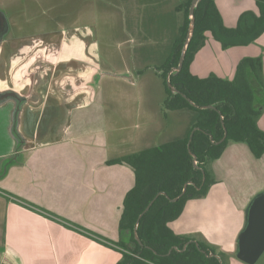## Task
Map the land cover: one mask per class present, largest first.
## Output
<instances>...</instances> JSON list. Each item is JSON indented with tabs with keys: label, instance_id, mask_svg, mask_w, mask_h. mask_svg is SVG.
Returning a JSON list of instances; mask_svg holds the SVG:
<instances>
[{
	"label": "crops",
	"instance_id": "1",
	"mask_svg": "<svg viewBox=\"0 0 264 264\" xmlns=\"http://www.w3.org/2000/svg\"><path fill=\"white\" fill-rule=\"evenodd\" d=\"M125 1L107 0L113 5L109 7L106 0H0V264L119 263L120 252L17 200L117 242L122 203L135 185V174L128 165L107 162L184 131L183 118L164 110L160 86L146 91L149 98L155 96L154 105L147 104L154 116L146 132L132 129L122 113L130 103L104 95L101 83L107 76L123 80L130 89L140 80L130 67L113 72L103 63H133L136 57L145 61L147 55H134L133 48L167 44L169 21L158 18L177 16L172 39L183 21L175 11L181 0H136L134 9ZM214 2L227 28H234L243 12L258 15L254 0ZM104 6L116 18L106 26L107 35L96 19ZM136 9L139 15L134 16ZM204 36L190 64L193 75L232 80L236 65L246 57L259 58L264 70V32L248 45L255 50L252 55H239L241 49H236L238 57L228 68L220 65L206 72L198 58L204 60L212 51L221 58L224 50L210 32ZM103 45L109 47L106 59ZM263 107L255 118L262 132ZM206 167L214 183L204 197L186 201L168 227L175 235L204 240L224 257L236 258L249 206L264 194V158L256 159L244 143H228ZM197 224L206 232L194 231Z\"/></svg>",
	"mask_w": 264,
	"mask_h": 264
},
{
	"label": "trees",
	"instance_id": "2",
	"mask_svg": "<svg viewBox=\"0 0 264 264\" xmlns=\"http://www.w3.org/2000/svg\"><path fill=\"white\" fill-rule=\"evenodd\" d=\"M191 1L181 0L175 7L176 12H181L183 21L168 47H149L148 52L144 48L137 50L138 55H147L145 61H141L143 64L154 63L152 67L162 80L165 94L164 110L183 118L184 131L180 136L156 146L107 162L108 165H128L135 174V185L122 203L118 225L120 240L113 242L102 238L15 198L31 209H37L47 219L77 229L98 243L120 252L122 260L117 264H219L215 257H209V254L219 256L220 260L224 257L215 246L201 239L175 235L168 223L181 215L186 201L206 195L214 183L206 166L221 156L228 143H244L256 159L264 158V132L255 123L264 106V84L259 78L260 59L242 58L235 67L232 80L214 75L199 78L190 72V64L195 53L202 48L206 32H210L223 50L254 43L264 32V0H255L257 16L250 11L241 13L234 28L223 25L214 0H200L194 10V32L182 69L169 77L171 86L179 91L173 94L166 78L168 72L178 64L188 28ZM159 54L161 59L155 60ZM189 101L198 107L214 108H195ZM223 127L227 133L226 139L216 144L223 137ZM191 154L195 156L197 169L193 168ZM186 183L189 184L185 193L171 202L181 194ZM159 193L163 195L156 197L137 223L140 214ZM134 230L141 245L134 238Z\"/></svg>",
	"mask_w": 264,
	"mask_h": 264
},
{
	"label": "rangeland",
	"instance_id": "3",
	"mask_svg": "<svg viewBox=\"0 0 264 264\" xmlns=\"http://www.w3.org/2000/svg\"><path fill=\"white\" fill-rule=\"evenodd\" d=\"M136 2L138 3V1H136V0H126L125 1V3L127 5H129L130 8L132 7L133 9L135 8L134 5ZM106 3H104V4L108 5L109 7L113 6L112 2H110V4H109V2H107V0H106ZM105 6H104V9L98 11L99 16H98V18L96 17V19L101 24L102 30L104 32H106L105 35H107V33H108L107 27L110 28V24H114L116 18H114L115 14L113 13V11L110 9L107 10L105 8ZM97 9H99V8H97ZM137 12H138V10L136 9L134 12V16L139 15V13H137ZM158 19L162 20V21L165 20V22L169 21V24H167V28H170V29L168 30L167 35H166L167 36V44L165 45V47H162V48H166V47H168L169 43H171V40L174 37V32H172V28L174 27V23L177 20V16L174 14L171 17L169 14L165 17H163V16L159 17ZM103 42H104V40H103ZM243 48H230L229 50H224L221 53V58L219 56H216V53L214 51H212L210 56L206 57L204 60L200 56L198 58V63L200 65L201 71L206 72L209 70H213V69H216L220 65H223L226 68H228L230 66L231 60L233 58L238 57L236 55V52H235L236 49H241V51H239L237 53L239 55H252L254 53V52H252V50L255 51L253 49V47H251V45L247 46V47H243ZM111 49L113 50V48H111ZM123 49L124 48H121V50H123ZM133 49H134L133 50L134 55H138L137 50H139L140 48L135 47ZM145 49H146V52H148L151 48H144V50ZM152 49H155V48H152ZM101 50H102V55H103L104 59H106L109 55V47L103 45L101 47ZM145 53H143V54H145ZM156 56H157V58H154L155 60L161 59L159 57L160 54L156 55ZM103 65L105 68L109 67L110 71H113V72L120 71L119 68L130 67L129 72L132 74V76L135 77L136 80H140L136 83V85L133 88L130 89L127 85H125L122 82L123 80H119V79L107 76L102 81L101 87L104 91L105 97H107L108 99L109 98L110 99L116 98L119 103H125V102H127L128 104L130 103L127 106V110L124 109L122 111V113L129 119V125L132 129H134L138 133L139 132H146L147 130H149L150 124H149L148 119L150 118V120H151L154 116V113L152 110L153 108L151 107V111H150L149 110L150 108L147 106V104L151 103L152 105H154L153 97H155V96L152 93V95L149 98V96H147V94H146V91H148L149 88L152 91H153V89L156 90L158 86L163 88L162 83H161V81H162L161 78L156 74L155 70L152 67V65L154 66V63L151 62V63H146V64L144 63L143 64L142 62L137 61V57H136V61L133 63H131V62L126 63V64H120V63L106 64V63H103ZM110 65H112L114 68ZM261 73L262 74H260V79L262 82H264V70L263 71L261 70ZM115 76H117V75H115ZM131 97H132V99H131ZM130 107H133V109H131ZM229 221L230 220H228L227 223H229ZM193 227L194 228H192V229L194 231L206 232L205 227H199L198 224L196 226H193ZM221 264H245V263L241 262L240 260H238L235 257H233L231 259L223 257V258H221ZM255 264H264V253L261 255V257L258 259V261Z\"/></svg>",
	"mask_w": 264,
	"mask_h": 264
},
{
	"label": "water",
	"instance_id": "4",
	"mask_svg": "<svg viewBox=\"0 0 264 264\" xmlns=\"http://www.w3.org/2000/svg\"><path fill=\"white\" fill-rule=\"evenodd\" d=\"M199 2L200 0H192L189 5V10H188L189 23H188L186 36H185V39H184V42L181 48L180 56L178 59V64L175 68H173L167 74L166 83H167L168 88H170L173 94H177L179 93V91L171 86L169 82V77L171 74H177L182 69L186 51H187L189 42L194 32V25H195L194 10L197 7ZM0 23L1 25L3 24V18L1 15H0ZM189 103L193 107L199 108V109H213L214 108L212 106L198 107L191 101H189ZM223 130H224L223 137L216 144L222 143L226 139L227 133H226L225 127H223ZM209 138L211 140V136ZM191 156L193 159L192 160L193 168L197 169L198 167L196 164L195 156L193 154H191ZM202 174H203L202 182H204L205 176H204L203 171H202ZM188 184L189 183H186L183 186L181 194L178 197L170 201L174 202L178 200L185 193L186 187ZM159 195H163V193H159L158 195H156L155 198L148 204V206L144 209L142 214H140V216L138 217L137 223L140 217L149 209L153 201ZM134 238L137 244L141 245V242L135 230H134ZM193 242L197 246L196 241H193ZM263 253H264V194H260L256 198L253 199V201L251 202L249 206L247 217H246V225L238 236L236 258L245 264H255ZM209 257H215L218 260L219 264H221V260L219 256L215 254H209Z\"/></svg>",
	"mask_w": 264,
	"mask_h": 264
},
{
	"label": "flooded vegetation",
	"instance_id": "5",
	"mask_svg": "<svg viewBox=\"0 0 264 264\" xmlns=\"http://www.w3.org/2000/svg\"><path fill=\"white\" fill-rule=\"evenodd\" d=\"M255 1V0H254ZM248 46V45H247Z\"/></svg>",
	"mask_w": 264,
	"mask_h": 264
}]
</instances>
